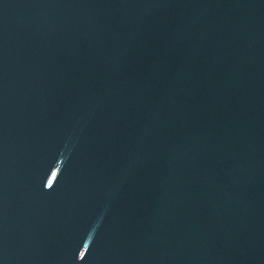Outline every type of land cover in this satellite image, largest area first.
<instances>
[{
	"label": "water",
	"instance_id": "1",
	"mask_svg": "<svg viewBox=\"0 0 264 264\" xmlns=\"http://www.w3.org/2000/svg\"><path fill=\"white\" fill-rule=\"evenodd\" d=\"M0 264H264V0H0Z\"/></svg>",
	"mask_w": 264,
	"mask_h": 264
}]
</instances>
